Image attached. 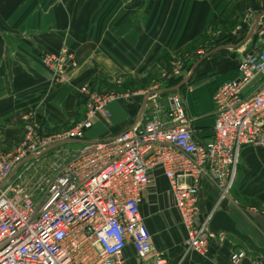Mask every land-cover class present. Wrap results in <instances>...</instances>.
Masks as SVG:
<instances>
[{"label": "crops", "instance_id": "1", "mask_svg": "<svg viewBox=\"0 0 264 264\" xmlns=\"http://www.w3.org/2000/svg\"><path fill=\"white\" fill-rule=\"evenodd\" d=\"M116 2L0 0V152L18 144L30 118L36 119L41 130H59L72 123L71 128L79 122L84 115L80 88L98 74V66L107 63L105 59L117 58L118 50L119 58L127 55L128 60L136 58L137 63H143L146 33L149 49L183 50L196 42L191 57L199 56L200 60L184 76L187 82L179 93L186 111L195 118L191 125L196 141L212 138L213 94L223 82L238 76L239 58L264 49V0H149L147 5L146 0H138L140 10L125 17L126 23L120 25ZM130 18L138 25H128ZM139 32L143 42L137 41ZM63 44L75 53L76 64L67 69L66 82L58 83L40 63V55L56 51ZM138 46L143 52L139 56L135 55ZM201 46L210 51L199 50ZM197 73L203 77L194 82ZM163 81L160 77L149 81L150 89L154 86L155 91L149 90L163 95L170 90L165 89ZM188 81H192L190 92ZM149 90L107 105L112 118L109 124L98 117L93 127L101 129L85 132L84 141L110 138L143 123L150 109ZM113 125L116 128L102 132ZM84 141L74 142L83 146ZM251 148L241 151L237 177L227 201L217 204L215 186L206 180L201 184L200 217L211 214L212 232L210 251L205 257L186 249L167 182L159 172L155 174L156 187L144 192L140 210L152 244L164 254L166 264H230V254L240 249L246 251L240 264H264V152ZM36 157H25L1 185L15 180ZM125 254L127 264H137L131 247L125 249Z\"/></svg>", "mask_w": 264, "mask_h": 264}, {"label": "built area", "instance_id": "2", "mask_svg": "<svg viewBox=\"0 0 264 264\" xmlns=\"http://www.w3.org/2000/svg\"><path fill=\"white\" fill-rule=\"evenodd\" d=\"M73 60L67 50L43 57L54 76L62 77ZM237 72L212 96L213 135L205 142L196 141L195 118L179 91H147L146 120L110 138L84 141L98 117H110L107 105L126 101L136 91L95 93L82 86L84 117L54 134L30 118L18 144L0 152V264H127V247L134 250L137 264H166L140 210L157 172L167 182L186 249L207 256L211 214L200 217L202 182L215 186L217 204L227 201L242 149L264 148V49L241 57ZM180 75L182 68L176 66L161 79ZM67 141L84 144L50 178L43 177L34 192L22 187L20 176L1 185L25 157L56 144L54 149L64 151ZM245 255L243 249L232 252L230 264H240Z\"/></svg>", "mask_w": 264, "mask_h": 264}, {"label": "rangeland", "instance_id": "3", "mask_svg": "<svg viewBox=\"0 0 264 264\" xmlns=\"http://www.w3.org/2000/svg\"><path fill=\"white\" fill-rule=\"evenodd\" d=\"M117 2V25L124 24L125 17L134 16L137 11L140 10V5L138 3V0H116ZM149 0H146V5ZM148 6L146 7V23L148 24V13H147ZM126 12V14H125ZM128 25L136 26L138 25V22L132 20V18L128 19ZM142 32V31H141ZM139 32L138 40L140 42H143L142 33L146 32ZM148 38L149 34L146 33V60H144L143 63L138 62L136 58H132L131 60L127 59V55L121 54L123 58H119V50L117 54V58L105 59L107 61L106 64H101L98 66V74L95 75L91 82L88 83L87 86H89L90 91L98 93L103 91H131V92H137V91H145L149 90L151 86H149V82L153 79L156 81L158 78H161V74L163 72H166V69H168V73H171L172 70L179 66L182 68V80L181 82L175 86L178 87L182 81L184 80V76L187 75V72L195 66L198 61L200 60V57H191L195 54V49L197 46H195L194 43H189L186 48L182 49H174V48H160V49H149L148 46ZM204 40V39H203ZM202 42V40L200 41ZM201 43H198L199 46ZM141 46H138L135 48L137 50V54L135 55H141L143 52L141 51ZM199 50H203L204 52L210 51V49L198 47ZM61 50H67L69 53L73 54L74 60L73 64L67 65L64 69V76L56 75L54 76V72L52 69L47 67L43 62V57L45 55H58ZM197 51V50H196ZM240 59V58H239ZM118 60V64H112L110 61ZM40 63L46 67L49 70V73L52 75V80L58 83H65L66 82V71L69 67H74L76 64V55L73 51H71L66 45H62L59 47L56 51L51 52H44L40 55ZM162 63L165 65L163 68L161 67ZM166 63V64H165ZM196 63V64H195ZM165 68V69H164ZM164 69V70H163ZM96 72V73H97ZM198 74V73H197ZM160 75V76H159ZM181 76V75H180ZM202 75H194V82L196 80L201 79ZM147 80V81H146ZM163 80V78L161 79ZM149 82V83H148ZM192 81H188V86H190V83ZM149 86V87H148ZM182 87H185V84H182L176 91H181ZM115 88V89H114ZM174 88V87H173ZM154 86L150 89L152 91L154 90ZM176 91H169L170 92H176ZM120 100H116L114 102H119ZM84 106V103H83ZM124 106V105H123ZM126 107V106H124ZM85 109V107H84ZM83 109V113L85 114V110ZM84 117V115H83ZM111 117V116H110ZM112 119V118H111ZM110 118L105 119L106 124H109ZM113 121V120H112ZM78 122V121H77ZM66 128H60L57 130L58 132L67 130L72 123L67 124ZM75 125V124H74ZM114 126V125H113ZM110 128L102 129V132L111 131L113 128H116V125ZM105 127V126H104ZM124 127V126H123ZM101 128L97 125L93 127L90 130H87L86 132H92L95 130H100ZM110 129V130H109ZM43 132H47L46 130H43ZM56 131V132H57ZM50 134V133H49ZM54 134V133H53ZM99 136L98 133H95ZM95 134H92L94 136ZM97 136V137H98ZM82 147V144L75 143V142H66L63 145L64 151H59V148L57 149H51L50 151H43L39 154H36V159H33L31 162L27 163L24 168L21 170L19 181L22 185V187L26 188L28 191L34 192L35 188L38 187V183L41 182L40 180L45 178H50L61 166L64 165L66 161H68L74 154L75 151L80 150ZM251 148V147H246ZM254 148V147H253ZM251 148V149H253ZM257 152H264V148L262 149H256ZM253 149V150H254ZM156 187V185L154 186ZM230 195V194H229ZM264 204V203H261Z\"/></svg>", "mask_w": 264, "mask_h": 264}, {"label": "trees", "instance_id": "4", "mask_svg": "<svg viewBox=\"0 0 264 264\" xmlns=\"http://www.w3.org/2000/svg\"><path fill=\"white\" fill-rule=\"evenodd\" d=\"M181 80H182V75L179 77H176V78H170V79L164 80L162 83L164 84L165 89H171V88L177 86L181 82ZM115 90H117V89H115ZM46 131H47L46 133L49 134V133H55V131H57V130H46Z\"/></svg>", "mask_w": 264, "mask_h": 264}, {"label": "water", "instance_id": "5", "mask_svg": "<svg viewBox=\"0 0 264 264\" xmlns=\"http://www.w3.org/2000/svg\"><path fill=\"white\" fill-rule=\"evenodd\" d=\"M187 82V79L185 80H183L182 81V83L178 86V87H174V88H171L169 91H176L182 84H185ZM169 91H166V92H169ZM165 92V93H166ZM165 93H163V95L165 94ZM70 142H74V141H70ZM56 146H59V144H56V145H53V146H50L49 148H47L45 151H50L51 149H53L54 147H56ZM44 151V152H45Z\"/></svg>", "mask_w": 264, "mask_h": 264}]
</instances>
